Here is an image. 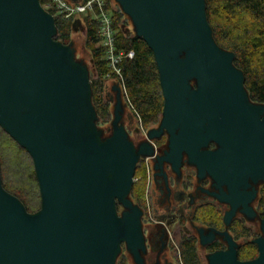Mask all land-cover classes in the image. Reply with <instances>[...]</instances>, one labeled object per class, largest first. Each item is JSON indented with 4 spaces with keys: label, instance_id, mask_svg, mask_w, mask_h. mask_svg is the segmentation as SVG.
I'll list each match as a JSON object with an SVG mask.
<instances>
[{
    "label": "water",
    "instance_id": "obj_1",
    "mask_svg": "<svg viewBox=\"0 0 264 264\" xmlns=\"http://www.w3.org/2000/svg\"><path fill=\"white\" fill-rule=\"evenodd\" d=\"M116 1L159 68L164 106L148 136L167 129L165 159L180 164L185 152L216 181L231 206L226 224L240 206L253 212L255 193L245 189L249 177L264 178V104L249 99L236 55L216 43L206 1ZM56 34L39 0H0V125L31 155L42 198L41 210L29 213L0 174V264H116L122 243L128 264H144L143 211L130 197L142 152L123 128L100 138L89 72ZM211 140L218 149H205ZM218 233L228 248L210 253L207 264H264V219L251 260L239 259L228 230Z\"/></svg>",
    "mask_w": 264,
    "mask_h": 264
},
{
    "label": "flooded vegetation",
    "instance_id": "obj_2",
    "mask_svg": "<svg viewBox=\"0 0 264 264\" xmlns=\"http://www.w3.org/2000/svg\"><path fill=\"white\" fill-rule=\"evenodd\" d=\"M192 84L195 87L193 82ZM117 100L113 96H109L107 101L109 103L114 101L112 120L107 127L108 135L104 136L101 130H98H100L101 139H110L114 136L115 131L123 128L135 150L142 152L139 155L135 170L137 172V169H143L146 174V181H148L150 187L149 197H151V202L146 204L147 210L144 206L137 204L143 211L141 223L145 250L141 251V256L144 264H161L162 261L164 264H174L173 262H165L169 252L167 249L170 248L171 243H174V237L181 233L178 246L180 261V244L187 239L195 240L197 253L198 247L203 248L202 250H204L208 261L210 253L215 252V250L220 251L228 248L225 236L218 233V231L225 230H228V233L232 235L239 245V259L251 260L256 258L259 254V249L254 240L256 237L263 235L264 198L262 192L264 191V178H260L256 182L251 177L248 178L249 186L245 190L250 192V194L252 192L255 193L253 199L249 202L254 213L252 210L243 211V207L240 206L236 209L228 224H226L225 214L231 209V206L228 202L220 199V197H223V193L217 188L216 181H212L207 171L205 174H201L200 168L197 164L189 162V157L185 152L182 153L180 164L165 159L171 151L169 131L167 129L156 130L157 132H154L153 138L148 136L150 129L159 128L160 120L154 125L147 127L146 132H144V126L141 123L140 125L136 123L135 114L131 110L125 112L126 110L121 103V116L116 121L115 109ZM179 130L180 128H177L175 132L178 133ZM218 148L219 145L212 140L205 147V149L211 151ZM156 166H162L163 168H161L162 170L156 169ZM143 175L139 176L140 179ZM140 179L134 181V184L139 182ZM222 188L226 191L225 185ZM257 200L259 202H257L256 206L254 202ZM116 205L117 212L123 208L124 210L126 209L119 201H117ZM41 206L35 212H30L28 208L27 210L29 213L35 214L41 210ZM259 214L262 216V234L250 239L253 226H248L246 223L256 220ZM237 220L243 221L244 225L250 230L248 237H240L244 240L243 243L238 242L240 238L236 237L232 229ZM124 244L122 243L121 248Z\"/></svg>",
    "mask_w": 264,
    "mask_h": 264
},
{
    "label": "trees",
    "instance_id": "obj_3",
    "mask_svg": "<svg viewBox=\"0 0 264 264\" xmlns=\"http://www.w3.org/2000/svg\"><path fill=\"white\" fill-rule=\"evenodd\" d=\"M39 1L40 5L43 6L47 0ZM205 1L208 23L216 43L221 48L232 51L236 55L234 65L244 74V87L249 99L252 102L264 104V0ZM109 7L110 3L107 0V8ZM122 15L120 10H115L113 13L114 26L117 30V46L135 51L133 58L125 59L123 62L124 84L141 124L147 128L160 120L163 111L164 96L159 68L154 52L147 42L137 34L134 36L127 35L125 27L120 23ZM81 20L86 28V45L92 54L95 72L98 74L97 79L91 81V100L97 117L98 115L105 117L110 115L108 104L104 102L103 95V85L108 66L104 57V49L98 45L100 42L99 21L90 15L82 17ZM55 23L57 38L64 44H69V32L73 27V21L56 18ZM1 132L7 135L8 139L19 144L0 125ZM19 146L21 147L20 144ZM33 171L36 174L35 166ZM145 182L146 174L134 184L131 192V195L137 199L141 206L144 205L142 194ZM5 189L9 191L7 188ZM9 192L18 197L25 205L17 194ZM25 207L27 209L26 205ZM232 229L237 238L248 237L250 234L249 228L241 220H237ZM180 256L182 264H202L194 239L181 242Z\"/></svg>",
    "mask_w": 264,
    "mask_h": 264
},
{
    "label": "rangeland",
    "instance_id": "obj_4",
    "mask_svg": "<svg viewBox=\"0 0 264 264\" xmlns=\"http://www.w3.org/2000/svg\"><path fill=\"white\" fill-rule=\"evenodd\" d=\"M109 3L110 5H112V7L115 10H120L122 12L123 15L120 23L125 27L126 29L125 32L127 33V35L134 36L137 31L135 30L131 18L122 11L120 4L116 0H109ZM82 17L84 16H81V19ZM75 22H73V27L70 29L69 32V37H70L69 45H71L72 46L71 48L74 49L75 60L80 62L86 67V69L89 72L88 75H90V80L93 81L97 79L98 74H96L95 72L92 54L88 49V46L86 45V28L83 23L79 26H74ZM98 45H100V43ZM115 84L116 83L114 81L105 79L103 85V95L105 100L104 102L108 104L110 115H106L105 117L98 115L96 123L98 129L101 130V133L104 136L108 135L107 127L109 126L110 121L112 120L113 108H114V101L113 103L112 102L109 103L107 101L109 99V96H113L114 99L117 100L118 94L120 93L117 91V89L113 88L115 87ZM119 95H120L121 103L126 110L125 112L131 110L136 116V123L140 125L141 123L140 119L137 116L132 106L130 98L128 99V97L123 94L122 95L119 94ZM152 125L154 124H151L150 126ZM144 129H145L144 132H146L147 128ZM0 167L2 170L1 173L2 183L5 186V188L17 194L24 201L25 205L27 206L30 212L37 211L41 206L42 199H41V193L39 190L37 177L35 172L33 171L34 162L32 160V157L27 150H19V148L17 149L13 141L8 139V137L2 132L0 133ZM137 170L138 171L136 172V174L138 173V177H139L140 175H142L141 173H143L144 171L143 169L142 170L137 169ZM142 196L144 198L143 206L147 210L148 208L146 207V204L148 202H151V197H149L150 187L148 181L145 182V188H143ZM262 196L264 198V191L262 192ZM131 198L135 204H138L137 199L134 198L133 195H131ZM259 198L260 196L258 197V200ZM258 200L254 202L256 206H257V202H259ZM123 210L124 208L119 211L120 214L122 213L121 211ZM258 212L260 211L258 210ZM261 219L262 216L259 214V216L256 217V220H251L248 221V223H246L248 226H253L252 234H250L252 236L250 237V239L256 237V235L258 236L262 234ZM181 235L182 233L179 234L177 237H174L173 239L174 243L173 244L171 243L170 248L167 249L169 252L167 255V260H165V262H173L174 264H181V261L179 259V250H178ZM243 241L244 240L242 238L238 239L239 243H243ZM202 249L201 247H198V254L201 258L202 264H207L208 261L207 258L205 257V252ZM119 253L120 254L117 257L116 264H128L127 246L125 244L122 246L121 252ZM161 264H164V262L162 261Z\"/></svg>",
    "mask_w": 264,
    "mask_h": 264
},
{
    "label": "built area",
    "instance_id": "obj_5",
    "mask_svg": "<svg viewBox=\"0 0 264 264\" xmlns=\"http://www.w3.org/2000/svg\"><path fill=\"white\" fill-rule=\"evenodd\" d=\"M43 8L52 14L54 19L75 22L81 20V16L90 15L99 21V43L104 49V57L108 66L105 78L114 81L120 94L128 97L124 84L123 62L125 59L133 58L135 51L117 46V30L113 19L115 9L112 5L107 8V0H47ZM138 180L139 177L135 176L134 181Z\"/></svg>",
    "mask_w": 264,
    "mask_h": 264
},
{
    "label": "crops",
    "instance_id": "obj_6",
    "mask_svg": "<svg viewBox=\"0 0 264 264\" xmlns=\"http://www.w3.org/2000/svg\"><path fill=\"white\" fill-rule=\"evenodd\" d=\"M82 24V21L80 20V24H78V25H76V26H79V25H81Z\"/></svg>",
    "mask_w": 264,
    "mask_h": 264
}]
</instances>
